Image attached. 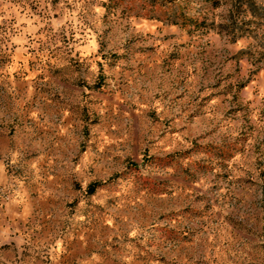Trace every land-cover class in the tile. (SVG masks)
Returning <instances> with one entry per match:
<instances>
[{"label":"rangeland","instance_id":"374dc122","mask_svg":"<svg viewBox=\"0 0 264 264\" xmlns=\"http://www.w3.org/2000/svg\"><path fill=\"white\" fill-rule=\"evenodd\" d=\"M150 1L0 0V264H264V0Z\"/></svg>","mask_w":264,"mask_h":264},{"label":"trees","instance_id":"16d2710c","mask_svg":"<svg viewBox=\"0 0 264 264\" xmlns=\"http://www.w3.org/2000/svg\"><path fill=\"white\" fill-rule=\"evenodd\" d=\"M196 1L204 4H216V0H152L150 1V7H152V13H156L159 7L164 10L162 12L163 17H165V23L170 25H177L183 29H195L200 30L206 27L204 23L200 21V18L192 16L191 12L193 9V4ZM97 185L91 186L89 189L91 193L96 191Z\"/></svg>","mask_w":264,"mask_h":264}]
</instances>
